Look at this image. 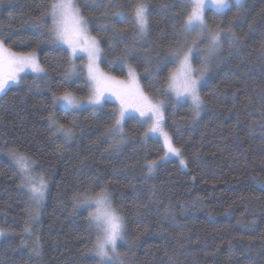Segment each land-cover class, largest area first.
<instances>
[{
    "label": "trees",
    "instance_id": "1",
    "mask_svg": "<svg viewBox=\"0 0 264 264\" xmlns=\"http://www.w3.org/2000/svg\"><path fill=\"white\" fill-rule=\"evenodd\" d=\"M134 3L78 0L104 51L102 70L125 79L123 64H108L131 47L128 63L137 69L141 85L152 80L150 71L159 77L152 89L145 87L157 95L155 88L177 64L164 54L192 43L191 35L178 33L188 0H147L149 25L143 39L136 36L130 15ZM46 5L47 0H0V39L12 52L35 50L47 69L40 78L24 75L0 97V264H97L99 257L88 251L96 240L89 209L74 207L72 197L88 188L97 192L105 183L126 226L115 264H264V189L253 179H264V0H243L242 6L231 0L223 14L206 10L209 28L231 25L235 37L222 40L208 60L198 116L190 102L166 101L163 126L185 165L176 158L160 161L164 145L151 136L145 139L146 125L134 116L124 121V142L113 147L105 131L117 112L112 102L95 114L87 106L53 107L54 94L68 91L85 99L90 84L83 59H75L77 71L66 77L71 58L40 36L46 29L28 23ZM118 29L126 31L113 36ZM206 40L198 42L200 50ZM193 65L199 68L201 60ZM51 111L61 123L75 122L71 139L49 127ZM12 149L31 157L34 174L47 179L38 208L28 190L18 187L21 177L9 155ZM148 161L157 162L151 174ZM29 224L31 236L24 232ZM37 237L39 256L32 251Z\"/></svg>",
    "mask_w": 264,
    "mask_h": 264
},
{
    "label": "snow or ice",
    "instance_id": "2",
    "mask_svg": "<svg viewBox=\"0 0 264 264\" xmlns=\"http://www.w3.org/2000/svg\"><path fill=\"white\" fill-rule=\"evenodd\" d=\"M234 2L237 6H242L243 0H234ZM230 3L231 0H188L185 5L188 10L183 22L178 26V33L188 35L195 33L196 38L190 46L185 48L184 45H181L179 48L169 49L164 54L165 59L170 58L177 61V67L168 73L160 87L155 88L157 95H149L145 87L152 89L155 84L160 83L159 77L155 75V72L150 71L149 75L152 76V80L148 81L146 86L141 85L137 69L128 63L131 47L126 46L120 54L115 56V60L109 61L108 64L109 68H112L113 63L123 64L127 69L126 79H119L103 71L100 65L104 62V51L101 48L100 40L91 34V21L83 15L78 0H47L44 10L28 23L38 30L46 29V32H40V36H46L48 41L61 46V52H66L71 58V67L66 70V77H70L77 71L75 59L86 57L87 63L84 67L90 83V94L86 101H78L71 92L65 91L63 95H53V107L62 104L67 108L77 110L91 106L93 114H95L103 109L104 104L111 97H114L120 107L118 112L114 110V123L105 130L113 140V147L118 148L124 142L123 124L134 112L143 118L138 123L148 125L147 130L143 133L145 139L152 134L159 133L163 136L167 148L165 156L169 153L180 156V150L173 146L170 137L163 130L165 104L169 99L173 104L190 102L192 113L196 116L200 114L204 100L200 95L199 88L208 70V60L216 54L222 40L227 38L229 42H233L235 37L231 25L227 28L221 26L209 28L205 9L211 6L218 13L223 14L224 10L230 7ZM110 6L123 7L117 3ZM160 7L164 10L168 9L166 3H162ZM123 14V12L116 13L118 16ZM130 15L134 21L136 36L143 39L149 25L147 0H135V3L131 5ZM125 31L126 29L115 30L113 36H116L117 32ZM205 39L208 40V44L205 49L200 50L197 44ZM37 40L39 42V37ZM136 43V38H133L132 44ZM112 47L114 46L110 45V50ZM197 58L201 60L199 68L193 67V61ZM156 67L159 69V62ZM26 69L31 70L38 78L47 74V69L40 64L35 50L27 53L12 52L5 46V41L0 39V94L6 93L10 85L19 84L22 79L20 73ZM160 95L164 96V99H159ZM47 120L49 127L55 128L56 133L63 135L65 139L73 137L75 122H72V126L61 123L57 119L55 111L49 112ZM9 155L21 177L18 187L28 190L29 200L38 208L45 198L48 187L47 179L44 175L34 174L33 167L36 162L31 157L15 149L10 150ZM180 163L184 165L185 161L181 159ZM156 166V161H148L146 163L147 172L151 174ZM253 179L261 189H264V179L255 177ZM72 201L74 207L90 209L87 219L89 228L95 230L96 240L88 251L99 257L97 264H115V261L120 257L117 243L125 240L126 226L124 216L113 206L112 194L108 191L107 183L103 184L97 192H93L91 188L86 189L83 193L76 192ZM30 215L33 214L30 213ZM24 232L31 236L30 224L25 227ZM3 235L4 230L0 229V236ZM39 247V237H37L36 246L32 249L37 256L40 255ZM121 264H123L122 261Z\"/></svg>",
    "mask_w": 264,
    "mask_h": 264
},
{
    "label": "rangeland",
    "instance_id": "3",
    "mask_svg": "<svg viewBox=\"0 0 264 264\" xmlns=\"http://www.w3.org/2000/svg\"><path fill=\"white\" fill-rule=\"evenodd\" d=\"M208 8H212V9H215L214 7H211V6H208V7H206V9H205V13H206V10L208 9ZM216 10V9H215ZM191 37H192V41L196 38V35H195V33H192L191 34ZM207 41V40H206ZM205 42V41H204ZM198 59V58H197ZM83 61L85 62V64L87 63V58L86 57H84L83 58ZM177 64H178V62H177ZM177 64H176V66H175V68L177 67ZM193 64H194V61H193ZM193 67H194V65H193ZM175 68H174V70H175ZM85 71H86V69H85ZM27 74H31V75H35V76H37L35 73H33V72H31V70H29V69H26L24 72H22V73H20V76H21V78L24 76V75H27ZM42 76H44V75H42ZM86 76H87V79H88V75H87V71H86ZM127 78V77H126ZM125 78V79H126ZM89 82V81H88ZM203 82V81H202ZM90 84V83H89ZM16 85H18V84H15V85H10V87H12V86H16ZM9 87V88H10ZM3 94H0V97L2 96ZM78 101L79 100H84V101H86L87 100V98H85V99H82V98H77V97H75ZM108 102H112V103H114L115 105H116V107H117V112H118V110H119V107H120V105H119V102L118 101H116L115 100V98L114 97H111L110 99H109V101ZM59 105H61V106H64V105H62V104H59ZM65 108H67L66 106H64ZM87 107H91V106H87ZM68 109H70V108H68ZM131 116H134V117H136V118H138V119H143V118H141V117H139V114L138 113H131V115H130V117ZM146 125V128H148V125L147 124H145ZM163 130L165 131V129H164V126H163ZM166 132V131H165ZM168 134V133H167ZM151 137H154V138H157V139H159L161 142H162V144L164 145V148H165V151L167 152V148H166V146H165V142H164V138H163V136H161L159 133H157V134H152V135H150ZM169 136V135H168ZM170 137V136H169ZM171 139V138H170ZM170 158H176V159H181V156H176V155H172L171 153H169L167 156H165L164 155V158H162L160 161H165V160H167V159H170ZM183 159V158H182ZM185 165V164H184ZM89 211H90V209H89ZM1 237V236H0ZM120 241H118V243H119ZM117 243V244H118Z\"/></svg>",
    "mask_w": 264,
    "mask_h": 264
}]
</instances>
